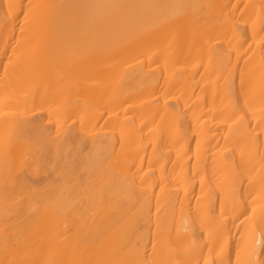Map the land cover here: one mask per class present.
I'll use <instances>...</instances> for the list:
<instances>
[{"label":"bare ground","instance_id":"1","mask_svg":"<svg viewBox=\"0 0 264 264\" xmlns=\"http://www.w3.org/2000/svg\"><path fill=\"white\" fill-rule=\"evenodd\" d=\"M0 264H264V0H0Z\"/></svg>","mask_w":264,"mask_h":264}]
</instances>
